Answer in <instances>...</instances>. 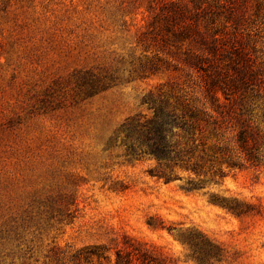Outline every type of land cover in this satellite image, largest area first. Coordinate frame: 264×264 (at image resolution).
Listing matches in <instances>:
<instances>
[{
  "label": "rangeland",
  "instance_id": "obj_1",
  "mask_svg": "<svg viewBox=\"0 0 264 264\" xmlns=\"http://www.w3.org/2000/svg\"><path fill=\"white\" fill-rule=\"evenodd\" d=\"M200 1L0 0V264H109L128 240L157 264H264V0H230L257 81L232 101L219 92L220 107L160 16ZM149 98L201 118L186 146L197 171L128 138ZM190 232L221 253L199 257L179 239Z\"/></svg>",
  "mask_w": 264,
  "mask_h": 264
},
{
  "label": "trees",
  "instance_id": "obj_2",
  "mask_svg": "<svg viewBox=\"0 0 264 264\" xmlns=\"http://www.w3.org/2000/svg\"><path fill=\"white\" fill-rule=\"evenodd\" d=\"M221 15L224 18L218 26L217 19ZM160 16L165 21L176 20L179 30L177 33L184 35V40L187 41L184 67L190 75L196 74L201 78L202 84L199 87L201 91L208 93L213 103L218 102V106H221L219 92L223 93L226 100L232 101L237 94L244 97L249 88H253L252 85L257 81L255 61L250 51L239 43L237 10L233 1L201 0L194 4V10L190 12L170 3L163 6ZM148 102L154 109V114L144 120L139 117L126 123L128 138L132 139L133 144L137 141L142 152L153 155L160 165L166 162L171 171L178 166L197 171V166L192 163V156L189 155L193 148L186 146L196 141L195 127H199L200 133L205 131L201 118L194 111L187 116L188 111H191L189 109L179 114L177 106L171 107L167 99L149 98ZM220 113L223 114L224 110H220ZM218 122L219 119L214 121ZM246 131V128L240 130L238 141L246 158L253 162L257 160V156L248 145ZM185 136L188 140L183 142L181 138ZM166 180L169 181L170 177H166ZM218 201L230 209L238 208L225 200ZM150 225L163 227L162 224ZM179 239L192 248L201 249L203 255L199 257L202 259L217 256L222 251L217 243L203 233H183L179 234ZM106 259L109 264H157L153 254L132 240L126 241L123 248L116 250L115 259L111 255L106 256Z\"/></svg>",
  "mask_w": 264,
  "mask_h": 264
}]
</instances>
